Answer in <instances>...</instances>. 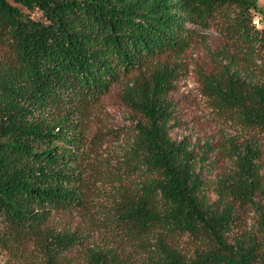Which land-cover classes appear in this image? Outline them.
<instances>
[{
  "label": "trees",
  "instance_id": "1",
  "mask_svg": "<svg viewBox=\"0 0 264 264\" xmlns=\"http://www.w3.org/2000/svg\"><path fill=\"white\" fill-rule=\"evenodd\" d=\"M217 18L232 50L201 77L203 94L218 112L264 133L258 0H0L1 249L24 248L34 264H77L81 235L50 219L83 202L81 117L138 73L126 99L142 121L125 161L137 178L118 189L112 217L123 236L136 241L144 264H264L258 149L236 148L211 199L206 154L170 136L167 96L177 72L168 59ZM237 203L254 209L256 225L230 242ZM179 236L198 244L189 256L174 246ZM81 254L82 264H126L113 248Z\"/></svg>",
  "mask_w": 264,
  "mask_h": 264
},
{
  "label": "rangeland",
  "instance_id": "2",
  "mask_svg": "<svg viewBox=\"0 0 264 264\" xmlns=\"http://www.w3.org/2000/svg\"><path fill=\"white\" fill-rule=\"evenodd\" d=\"M258 6L264 12V0H258ZM260 19V13H254L253 23L258 29ZM223 23L215 19L207 29L198 31L184 53L168 59L170 64L175 63L177 72L173 89L167 96L173 117L170 136L206 154L202 178L210 187L211 199H216L212 192L215 183L234 168L233 153L238 147L244 149L248 145L258 149L255 162L264 185V133L248 129L218 112L203 94L201 77L216 69L220 55L232 50L231 41L222 31ZM0 51L3 48L0 47ZM136 75L138 73L123 77L81 117L84 141L78 165L83 175V202L76 209L56 213L50 219L58 231L71 230L81 235L84 247L73 253L77 264H82L81 251L87 247L113 248L126 264H144V255L137 250L136 241L128 242L124 231L112 218L115 201L119 198L118 189L131 187L137 178L125 162L135 136V124L142 121L126 99L128 80ZM255 200L264 205V196L257 195ZM235 211L228 236L230 242L252 231L257 219L251 206L237 203ZM173 244L186 256L198 245L186 236H179ZM0 264L34 262L24 248H0Z\"/></svg>",
  "mask_w": 264,
  "mask_h": 264
}]
</instances>
